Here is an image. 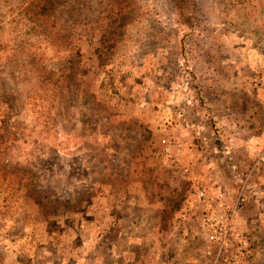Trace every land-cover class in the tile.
<instances>
[{
	"label": "rangeland",
	"instance_id": "1",
	"mask_svg": "<svg viewBox=\"0 0 264 264\" xmlns=\"http://www.w3.org/2000/svg\"><path fill=\"white\" fill-rule=\"evenodd\" d=\"M0 264H264V0H0Z\"/></svg>",
	"mask_w": 264,
	"mask_h": 264
},
{
	"label": "built area",
	"instance_id": "2",
	"mask_svg": "<svg viewBox=\"0 0 264 264\" xmlns=\"http://www.w3.org/2000/svg\"><path fill=\"white\" fill-rule=\"evenodd\" d=\"M228 153H229V151L227 150L226 156L228 155ZM198 196H199V198L204 197L205 194H204V192H200ZM227 232H228L227 227L225 225L216 223L213 225V231H212L213 235L211 236V238L216 239V240H224V237H225Z\"/></svg>",
	"mask_w": 264,
	"mask_h": 264
},
{
	"label": "trees",
	"instance_id": "3",
	"mask_svg": "<svg viewBox=\"0 0 264 264\" xmlns=\"http://www.w3.org/2000/svg\"><path fill=\"white\" fill-rule=\"evenodd\" d=\"M212 132H213V135H214V138H215V144L218 145L219 141H220V139L218 138V134L216 135V133H217L216 131H212ZM223 154H224V152L221 149H219L218 152H217L218 157L222 156Z\"/></svg>",
	"mask_w": 264,
	"mask_h": 264
},
{
	"label": "crops",
	"instance_id": "4",
	"mask_svg": "<svg viewBox=\"0 0 264 264\" xmlns=\"http://www.w3.org/2000/svg\"><path fill=\"white\" fill-rule=\"evenodd\" d=\"M194 155H195V154H194ZM210 162H211V161H210ZM233 162H234V163H237V164L240 165V166H241L242 164H243V166H244V164H245V163H243L244 161L239 162V161H237V160H234ZM247 162H249V160H247ZM212 165H213V163H212ZM211 167H213V166H211Z\"/></svg>",
	"mask_w": 264,
	"mask_h": 264
}]
</instances>
